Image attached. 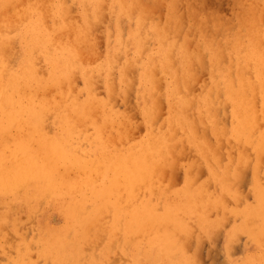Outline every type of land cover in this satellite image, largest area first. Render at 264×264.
Segmentation results:
<instances>
[{
  "label": "bare ground",
  "instance_id": "1",
  "mask_svg": "<svg viewBox=\"0 0 264 264\" xmlns=\"http://www.w3.org/2000/svg\"><path fill=\"white\" fill-rule=\"evenodd\" d=\"M72 1L0 0V264H264V0Z\"/></svg>",
  "mask_w": 264,
  "mask_h": 264
},
{
  "label": "rangeland",
  "instance_id": "2",
  "mask_svg": "<svg viewBox=\"0 0 264 264\" xmlns=\"http://www.w3.org/2000/svg\"><path fill=\"white\" fill-rule=\"evenodd\" d=\"M19 4L16 5L13 9L12 8H7L8 11L15 10L17 13L21 12L22 6L20 5L21 0H18ZM23 3L25 4L24 7L26 8L25 10H30L32 12H37L40 9H46L50 11H55L58 10L59 8H56L55 4L58 2V0H22ZM43 1V3H42ZM63 2V0H59V2ZM175 1V2H174ZM192 1H198V0H192ZM6 2L10 5L12 0H6ZM45 2V3H44ZM168 2V3H167ZM170 2V3H169ZM235 0H206V6L209 8L207 9L208 12L214 13L215 15H218L220 20L225 21L226 19H229L230 16V10L232 9L234 5ZM156 3H160L162 5V8L165 10L166 7H171L174 6V8L179 12L182 13L184 12V0H156ZM172 3V4H171ZM175 4V5H174ZM150 8H153L154 6H151V3L147 4ZM168 5V6H167ZM212 5V6H211ZM215 5V6H214ZM48 6V7H47ZM8 7V6H7ZM18 9H17V8ZM66 7L71 8L72 10H79L82 9L81 6L78 5L77 1L73 2L72 0H66ZM20 9V10H19ZM225 19V20H224ZM231 27H233V24L231 23ZM233 29V28H232ZM210 30H208L209 32ZM230 32V29L228 30ZM210 34V33H208ZM218 246L219 248L222 247V237L218 239ZM240 246L242 248H246L250 250V254H261L260 252L253 253V247L252 243L247 238L246 236H241L240 237ZM242 257V254L240 252H236L234 254V258L238 261ZM224 259V254L222 252H219L217 254V260L222 261Z\"/></svg>",
  "mask_w": 264,
  "mask_h": 264
}]
</instances>
